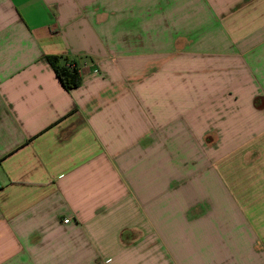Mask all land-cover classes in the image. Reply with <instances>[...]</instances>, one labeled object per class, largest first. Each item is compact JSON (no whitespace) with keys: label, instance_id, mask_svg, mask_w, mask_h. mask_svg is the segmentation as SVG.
Returning <instances> with one entry per match:
<instances>
[{"label":"crops","instance_id":"obj_1","mask_svg":"<svg viewBox=\"0 0 264 264\" xmlns=\"http://www.w3.org/2000/svg\"><path fill=\"white\" fill-rule=\"evenodd\" d=\"M0 264H264V0H0Z\"/></svg>","mask_w":264,"mask_h":264},{"label":"trees","instance_id":"obj_2","mask_svg":"<svg viewBox=\"0 0 264 264\" xmlns=\"http://www.w3.org/2000/svg\"><path fill=\"white\" fill-rule=\"evenodd\" d=\"M49 61L57 78L67 91L81 85L82 78L75 63H69L66 59L60 57H52Z\"/></svg>","mask_w":264,"mask_h":264},{"label":"built area","instance_id":"obj_3","mask_svg":"<svg viewBox=\"0 0 264 264\" xmlns=\"http://www.w3.org/2000/svg\"><path fill=\"white\" fill-rule=\"evenodd\" d=\"M65 223H69V220H65Z\"/></svg>","mask_w":264,"mask_h":264}]
</instances>
